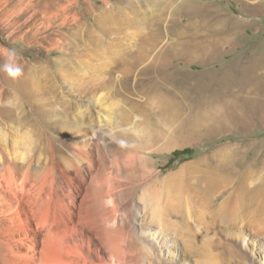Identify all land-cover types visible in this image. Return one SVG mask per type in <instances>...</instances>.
I'll return each mask as SVG.
<instances>
[{
  "label": "rangeland",
  "instance_id": "obj_1",
  "mask_svg": "<svg viewBox=\"0 0 264 264\" xmlns=\"http://www.w3.org/2000/svg\"><path fill=\"white\" fill-rule=\"evenodd\" d=\"M47 1L55 2L56 6L61 3V8L45 14L42 7ZM131 1L138 8L151 3V0ZM189 1L198 3L200 10L176 9ZM69 4L73 7L68 14L78 12L84 19L82 23L90 25H95L99 9L106 4L110 8L127 6V11H131L128 0H0V92L13 94L7 97L9 101L6 98L0 104V129L8 138L19 141V146H23V141L31 145L34 168L52 164L56 185L67 193L66 178L72 176V188L79 189H75L73 200L82 198L83 185L74 172L66 171L60 155L50 149L45 117L43 120L26 117L23 112L11 126L3 113L4 107H8L4 105L8 104H13V110L27 106L36 113L32 91H37L38 97L48 104L46 108L53 110V117L62 120L60 124L72 126L73 132L63 131L59 138L66 143L85 144L96 165L98 147L92 141L95 132L107 125L104 117L98 118L99 114L110 116L109 121L114 124H125L124 128L137 127L142 131L144 136L131 134L129 139L143 151L127 148L128 154L139 152L141 159L150 162L147 172L154 174L160 186L170 183L174 188L201 187L204 172L215 162H220L224 170L240 167L264 172V86L256 88L264 83V0L160 1L158 7H153L157 18L163 12L157 11L160 4L169 7L157 21L162 39L147 58L138 59L137 53L129 56L128 66L143 69V73L126 76L112 73L117 55L129 48L133 52L142 49L147 52L149 46L145 42L137 46L143 29L136 25L121 26L123 17L118 14L121 23H117L113 34L104 36L103 45L98 47V42L89 37L83 40L75 29L69 34L62 30L59 25L62 19L54 15H68L63 5ZM215 37L230 42L217 41L219 44L212 46L208 42ZM170 42L176 43L174 50ZM11 49L16 51L23 68L22 75L15 79L3 70ZM79 65L88 67L80 73ZM24 84L29 86L23 89ZM102 96L105 101L109 99L105 103L112 107L105 108L104 102L98 101ZM85 105L90 111L80 115ZM111 135L108 144L120 143ZM66 143L63 146L56 141V146L63 150L64 156H72L73 149ZM99 149H105L104 143ZM223 157H228V161H220ZM112 161L108 156V167ZM117 172L116 169L112 174L122 179ZM85 175L90 182L89 174ZM131 190L115 192L116 218L124 227L126 212L136 210L142 203L141 190ZM225 195L219 194L216 202H221ZM108 207L111 209L109 204ZM254 215L256 219L245 220L251 221L252 227H216L210 236L209 250L205 255L189 254L188 264H200L204 259L211 264H264V205L257 206ZM143 219L147 221L148 217ZM154 232H158L157 238L160 232L157 229ZM148 235L138 231L144 246L151 248L154 244L157 249L154 264H175L178 253L174 249V258L169 254L174 245L173 233L167 235L169 245L162 237L156 242L149 240ZM181 248L185 253L183 243Z\"/></svg>",
  "mask_w": 264,
  "mask_h": 264
},
{
  "label": "bare ground",
  "instance_id": "obj_2",
  "mask_svg": "<svg viewBox=\"0 0 264 264\" xmlns=\"http://www.w3.org/2000/svg\"><path fill=\"white\" fill-rule=\"evenodd\" d=\"M128 1L131 6L130 12L127 11V6L113 5V9L106 4L101 7L95 25L82 23L84 19L78 12L68 14L73 7L71 4L63 5V10L68 15L54 16L62 19L59 25L67 34L71 29H75L82 34L83 40L89 37L92 42H98V47L103 45L104 36L113 34L117 23L121 21H123L121 26L136 25L137 28L143 29L144 33L137 41V46L139 42H145L149 46L148 51L137 49L138 52H133L131 48L125 49L121 55H117L112 70V73L120 72L124 76L139 75L143 73V69L128 66V58L137 53V58L143 60L158 46L162 32L157 28V21L163 18L164 9L169 7L160 4L157 11L163 12L159 18L153 7H158L157 3L160 1L169 0H151L150 5H144L143 8H138L131 0ZM56 7L61 8V3L56 6L55 2L47 1L42 11L47 14L55 11ZM200 7L198 3L189 1L176 9L181 12L187 8L199 11ZM88 10L91 12L89 8ZM116 10L118 12H115ZM118 14L123 17L121 21ZM90 27H93V30ZM217 41L225 44L227 41L230 42L215 37L208 43L214 46L219 44ZM169 45L174 50L176 43L170 42ZM115 52L121 53V50ZM86 67L88 65H79L80 73ZM27 85L24 84L23 89H26ZM32 94L34 97L32 101L37 103L36 113L27 106L19 111H17L19 108L13 110V104L4 105L8 107H4L3 113L10 120L11 126L17 123L23 112L26 117L31 116L40 120L45 117L50 149L60 155L67 166V172L68 170L74 172L84 187V194L82 198L74 201V192H77L75 189H79L75 186L72 188L74 182L72 176L67 175L66 178L69 183L67 193L63 187L56 185L52 164L34 168L30 160L31 145L28 142L24 144L23 141V146H19V141L8 138L0 129V264H154L153 255L157 253V249L154 244L151 248L143 245L144 241L138 237V231L141 230L143 233H149L148 239L152 238L157 242L162 237L165 243L168 242L167 235L172 232L174 237L171 241H174V245L171 246L169 254L174 258L175 249L178 253L175 264H188L189 254L205 255L206 250H209L212 244L210 236L216 227L233 229L243 225L252 227V222L245 220L256 219L254 213L257 206L264 205V172L249 171L240 167L224 170L221 169L223 167L220 162L208 165V170L203 171L201 187L174 188L170 183H166L164 187L160 186L154 174L147 172L150 162L141 159L139 152L128 154L127 148L143 151L129 139L131 134L140 133L141 137L144 136L141 135L142 131L137 127L124 128L125 124H114L109 121L110 116L107 115H97L99 119L104 117L107 125L95 132L96 138L92 141L98 147L99 164L96 165L95 160L88 155L85 144L66 143L59 138L63 131L73 132L72 126L60 124L62 120L53 117V110L46 108L48 104L39 98V93L32 91ZM8 96L13 94L0 92V104L4 99L9 101ZM98 101L104 102L102 104L105 108L112 107L106 104L109 99L105 101V96L100 97ZM89 111L87 105L82 106L80 115ZM109 133L120 143L108 144ZM56 141L61 142L63 146L65 143L69 144L73 149L72 156H64L63 150L56 146ZM100 142L104 143V150L99 149ZM108 156L113 160L111 167H108ZM228 159L223 157L220 161ZM116 169L122 179L115 177V173L112 174ZM85 174H89L90 182ZM119 189L142 192L140 198L142 203L137 205L136 210L126 212L123 220L125 227L116 218L118 210L115 206V192ZM219 194L226 195L222 196L221 202H216ZM107 198L108 202L105 201ZM146 216L147 221L143 219ZM156 229L160 232L157 238L158 232H154ZM181 242L185 253L182 248L180 250ZM198 263L211 264L205 259Z\"/></svg>",
  "mask_w": 264,
  "mask_h": 264
},
{
  "label": "clouds",
  "instance_id": "obj_3",
  "mask_svg": "<svg viewBox=\"0 0 264 264\" xmlns=\"http://www.w3.org/2000/svg\"><path fill=\"white\" fill-rule=\"evenodd\" d=\"M3 70L13 79L22 75L23 68L18 63V56L14 49L8 50L7 61L3 65Z\"/></svg>",
  "mask_w": 264,
  "mask_h": 264
},
{
  "label": "crops",
  "instance_id": "obj_4",
  "mask_svg": "<svg viewBox=\"0 0 264 264\" xmlns=\"http://www.w3.org/2000/svg\"><path fill=\"white\" fill-rule=\"evenodd\" d=\"M206 46V45H205ZM261 86H264V83L259 84L256 88H259Z\"/></svg>",
  "mask_w": 264,
  "mask_h": 264
}]
</instances>
